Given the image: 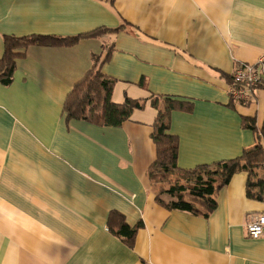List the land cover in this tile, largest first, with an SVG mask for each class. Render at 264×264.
<instances>
[{
  "label": "crops",
  "instance_id": "obj_1",
  "mask_svg": "<svg viewBox=\"0 0 264 264\" xmlns=\"http://www.w3.org/2000/svg\"><path fill=\"white\" fill-rule=\"evenodd\" d=\"M120 25L70 46L31 45L0 82V264H264V237L245 229L264 201L246 196L245 171L216 190L207 216L158 203L161 183L149 175L151 101H192L169 114L181 169L256 142L242 121L263 123L264 83L243 104L227 87L238 62L260 59L264 78V0H0V57L4 35ZM108 47L100 69L111 99L144 106L119 126L67 119V93ZM111 210L141 223L131 243L108 229Z\"/></svg>",
  "mask_w": 264,
  "mask_h": 264
},
{
  "label": "trees",
  "instance_id": "obj_2",
  "mask_svg": "<svg viewBox=\"0 0 264 264\" xmlns=\"http://www.w3.org/2000/svg\"><path fill=\"white\" fill-rule=\"evenodd\" d=\"M123 28L125 25L115 28L97 27L71 36L4 35L3 53L0 57V82L5 85L11 82L17 59L22 57L31 45L70 46L83 38L106 32L114 33ZM106 49L104 56L94 57L91 68L67 93L62 107L67 119H82L98 125L119 126L131 116L134 109L144 106V101L130 97H126L122 102L111 99L112 81L107 79L100 69V64L108 58L111 47ZM228 82L231 83V77ZM166 100L168 102L163 109L151 101L157 109L152 133L156 157L150 166L149 175L157 183H161L156 195L157 202L168 209L203 213L207 216L216 206L213 194L227 184L238 171H245L247 175L246 196L264 201V121L257 130L253 118H243V125L256 133V142L251 147L243 149L236 157L181 169L177 166L178 140L176 135L169 131V114L175 108L190 111L192 101L171 97H166ZM173 174L177 175L178 179L166 185L165 180ZM164 194L169 198L164 199L162 196ZM140 225L139 222L130 226L117 210L108 213V229L127 243L132 242Z\"/></svg>",
  "mask_w": 264,
  "mask_h": 264
},
{
  "label": "built area",
  "instance_id": "obj_3",
  "mask_svg": "<svg viewBox=\"0 0 264 264\" xmlns=\"http://www.w3.org/2000/svg\"><path fill=\"white\" fill-rule=\"evenodd\" d=\"M261 60L256 63L238 62L231 72V83L227 87L230 101L248 103L253 98V88L264 83ZM247 235L252 239L264 237V214L251 215L245 223Z\"/></svg>",
  "mask_w": 264,
  "mask_h": 264
},
{
  "label": "rangeland",
  "instance_id": "obj_4",
  "mask_svg": "<svg viewBox=\"0 0 264 264\" xmlns=\"http://www.w3.org/2000/svg\"><path fill=\"white\" fill-rule=\"evenodd\" d=\"M103 48V47H102ZM106 48H105V51H103L102 52V54L101 55H96V56H99V57H102L103 55H104V53L106 52ZM178 178H177V175H171L170 177H169V179H166L165 180V183H166V185H170L171 183H173L175 180H177ZM197 206H199L200 207V204H198Z\"/></svg>",
  "mask_w": 264,
  "mask_h": 264
}]
</instances>
